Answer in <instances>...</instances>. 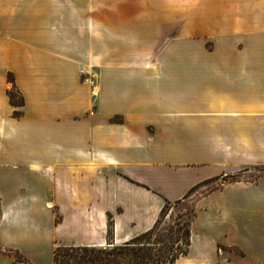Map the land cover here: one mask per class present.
Segmentation results:
<instances>
[{
	"label": "crops",
	"instance_id": "0c3cea01",
	"mask_svg": "<svg viewBox=\"0 0 264 264\" xmlns=\"http://www.w3.org/2000/svg\"><path fill=\"white\" fill-rule=\"evenodd\" d=\"M249 165L264 0H0V264L105 246L110 215L120 244L164 199ZM174 264H264V174L201 196Z\"/></svg>",
	"mask_w": 264,
	"mask_h": 264
},
{
	"label": "trees",
	"instance_id": "16d2710c",
	"mask_svg": "<svg viewBox=\"0 0 264 264\" xmlns=\"http://www.w3.org/2000/svg\"><path fill=\"white\" fill-rule=\"evenodd\" d=\"M8 78L13 83L10 73ZM14 91L19 94L13 83L12 88L7 92L10 103L20 106L23 104L22 97L19 95V100L16 101ZM17 114L18 112L14 111V115ZM207 181L209 180L203 182ZM201 183L192 186L180 199L174 201L164 199L153 225L129 240L120 244L112 242V223L109 221L105 246L57 245L52 253L53 264H174L180 255L188 251L191 225L196 210L191 209V213L178 224L176 229L172 226L162 228L161 225L167 213L182 199L189 197L188 195Z\"/></svg>",
	"mask_w": 264,
	"mask_h": 264
},
{
	"label": "rangeland",
	"instance_id": "374dc122",
	"mask_svg": "<svg viewBox=\"0 0 264 264\" xmlns=\"http://www.w3.org/2000/svg\"><path fill=\"white\" fill-rule=\"evenodd\" d=\"M82 77H83V80L86 81L87 78L90 77V75L85 77L82 74ZM14 94H15V100L18 101L20 93L18 94L14 91ZM263 174H264V165H249V166H243V167H241L235 171H232V172L222 173V174H219L215 177L209 178V179H207V180H209L207 182H203V181H201L203 183L199 182L201 184L198 185L191 192V194L188 195L189 197L182 199L180 203H178L175 207H173V209L170 212L167 213V216L165 217V219L162 222V225H161L162 228H168L169 226H172L173 229H176L178 224L180 222H182L184 219H186L187 216L191 213V209L195 208V210H196L197 200L201 196H204V195H206V194H208L214 190L220 189L224 185H226L227 183L255 181L259 176H261ZM204 181H206V180H204ZM199 183H197V184H199ZM197 184H195V185H197ZM185 194L183 196H185ZM178 199H180V198H178ZM170 201H174V200H170ZM163 203H164V200L162 201V205H163ZM115 211L119 212L120 209L116 208ZM158 214H159V212L157 213L156 219L158 217ZM138 219L146 220L147 217L138 218ZM109 221H111V223H112V215L108 216V222ZM131 223H134V222L131 221ZM134 225L135 224H129L128 227L133 228Z\"/></svg>",
	"mask_w": 264,
	"mask_h": 264
}]
</instances>
